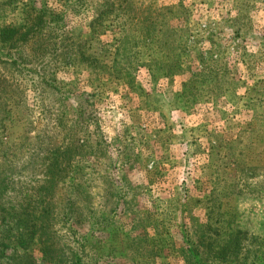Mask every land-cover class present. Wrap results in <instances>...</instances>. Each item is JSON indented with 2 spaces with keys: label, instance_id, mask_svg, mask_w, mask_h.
<instances>
[{
  "label": "rangeland",
  "instance_id": "rangeland-1",
  "mask_svg": "<svg viewBox=\"0 0 264 264\" xmlns=\"http://www.w3.org/2000/svg\"><path fill=\"white\" fill-rule=\"evenodd\" d=\"M0 192V264L24 194L83 264H264V0H0Z\"/></svg>",
  "mask_w": 264,
  "mask_h": 264
},
{
  "label": "trees",
  "instance_id": "trees-1",
  "mask_svg": "<svg viewBox=\"0 0 264 264\" xmlns=\"http://www.w3.org/2000/svg\"><path fill=\"white\" fill-rule=\"evenodd\" d=\"M58 151L60 150L57 149V155H59ZM61 163L62 161H54L50 164V167L60 166ZM46 173L42 179L44 186L35 191L38 196L54 193V190L62 182L61 176H58L56 172L52 171L50 173L46 170ZM1 194L2 192H0V196ZM26 198H30V194H24V201L20 202L18 200L15 207H11L1 216V222L6 224V232L11 229L15 230L14 241L16 247L22 250L33 247L39 252L42 264H83L77 251L69 247L67 241L63 239L64 236L60 233V229L66 225L52 221L51 217L54 214L59 215L63 208H57V206L54 208L50 204L42 206L31 204V200ZM71 227H73V224H69L67 229L72 230ZM39 263L32 262L31 264Z\"/></svg>",
  "mask_w": 264,
  "mask_h": 264
}]
</instances>
